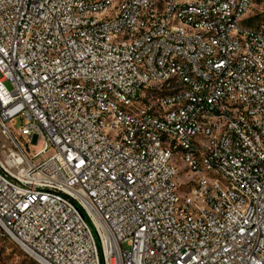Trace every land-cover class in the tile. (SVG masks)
<instances>
[{"label": "built area", "instance_id": "1", "mask_svg": "<svg viewBox=\"0 0 264 264\" xmlns=\"http://www.w3.org/2000/svg\"><path fill=\"white\" fill-rule=\"evenodd\" d=\"M0 237L264 264V0H0Z\"/></svg>", "mask_w": 264, "mask_h": 264}, {"label": "rangeland", "instance_id": "2", "mask_svg": "<svg viewBox=\"0 0 264 264\" xmlns=\"http://www.w3.org/2000/svg\"><path fill=\"white\" fill-rule=\"evenodd\" d=\"M8 89L11 88L10 83H5ZM24 119L20 117L16 118V127H19L23 123ZM42 147L38 143L34 149L39 150ZM52 146H49L48 151H52ZM0 264H36L26 254H24L17 246L10 242L7 238L0 237Z\"/></svg>", "mask_w": 264, "mask_h": 264}]
</instances>
